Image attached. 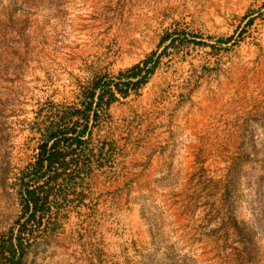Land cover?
<instances>
[{
  "label": "rangeland",
  "instance_id": "rangeland-1",
  "mask_svg": "<svg viewBox=\"0 0 264 264\" xmlns=\"http://www.w3.org/2000/svg\"><path fill=\"white\" fill-rule=\"evenodd\" d=\"M0 264H264V0H0Z\"/></svg>",
  "mask_w": 264,
  "mask_h": 264
},
{
  "label": "trees",
  "instance_id": "trees-1",
  "mask_svg": "<svg viewBox=\"0 0 264 264\" xmlns=\"http://www.w3.org/2000/svg\"><path fill=\"white\" fill-rule=\"evenodd\" d=\"M151 57L143 61V63H138L128 70L121 72L118 76L119 82H115L114 85L108 83V104H111L116 99V93H120L122 96L126 97L130 93V89H139L141 86L146 84L149 81L150 76L154 73L157 64L149 65ZM125 77V78H124ZM96 89L94 87L91 94L86 96L89 102L86 99L82 100V108H76L75 113L79 114V117H84L85 120L90 119L89 110L93 107V100L96 96ZM104 94H100L99 101H103ZM97 115V112H94ZM95 115V116H96ZM80 119V118H79ZM77 120L71 127V131L74 133L72 137L67 136L68 132H63L59 126H52L47 128L45 133H43L42 142L39 145V157L35 162V171H34V185L35 188H26L27 192V207H33L34 213L38 210L39 200L35 198V189L44 187V184H48L51 179L57 178L56 175L48 176L47 173L56 165L64 164L68 152L60 146L62 141L72 139L74 142L81 144L85 143V136L87 134V125L88 123L78 125L80 120ZM43 181V184L41 183ZM27 184L26 180H23ZM48 197V196H47ZM22 245V242L19 240L17 243L13 240L9 244L5 245L6 251H8L13 257L16 256L18 246Z\"/></svg>",
  "mask_w": 264,
  "mask_h": 264
}]
</instances>
